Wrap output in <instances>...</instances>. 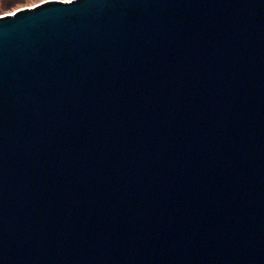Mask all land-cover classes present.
Returning a JSON list of instances; mask_svg holds the SVG:
<instances>
[{
    "label": "water",
    "instance_id": "1",
    "mask_svg": "<svg viewBox=\"0 0 264 264\" xmlns=\"http://www.w3.org/2000/svg\"><path fill=\"white\" fill-rule=\"evenodd\" d=\"M0 264H264V0L0 14Z\"/></svg>",
    "mask_w": 264,
    "mask_h": 264
},
{
    "label": "rangeland",
    "instance_id": "2",
    "mask_svg": "<svg viewBox=\"0 0 264 264\" xmlns=\"http://www.w3.org/2000/svg\"><path fill=\"white\" fill-rule=\"evenodd\" d=\"M43 0H0V14L12 12L17 8L34 5Z\"/></svg>",
    "mask_w": 264,
    "mask_h": 264
}]
</instances>
